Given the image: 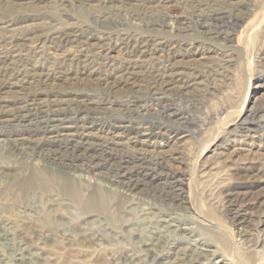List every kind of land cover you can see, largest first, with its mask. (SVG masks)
Instances as JSON below:
<instances>
[{"label":"rangeland","instance_id":"374dc122","mask_svg":"<svg viewBox=\"0 0 264 264\" xmlns=\"http://www.w3.org/2000/svg\"><path fill=\"white\" fill-rule=\"evenodd\" d=\"M182 1L0 0V264H162L196 245L205 264H264V0H203L230 11L219 25ZM171 27L179 74L154 96ZM34 102L50 138L18 126ZM144 215L180 227L148 248Z\"/></svg>","mask_w":264,"mask_h":264},{"label":"bare ground","instance_id":"6f19581e","mask_svg":"<svg viewBox=\"0 0 264 264\" xmlns=\"http://www.w3.org/2000/svg\"><path fill=\"white\" fill-rule=\"evenodd\" d=\"M164 1V0H163ZM183 5H185L186 8H192L195 12L194 14L197 15V18L199 19L198 20V24L199 25H203L205 24L207 21H212L214 23H216L217 25H219L221 22L224 23V20L226 21V18L230 15V11H226L224 8H215V7H209V9H203L202 5L205 3V1L203 0H183L182 1ZM152 15V14H151ZM105 20V19H104ZM152 21V20H151ZM205 21V22H204ZM201 27V26H200ZM121 31V29H120ZM182 30H180V28H173L171 27L170 30H167L166 33H168V36L167 37H162V38H159V41H157V43H155V46L154 50H156L157 48L156 47H162L161 49H163L162 51L163 52H167L166 54L168 55L167 58H164V60L162 62H157V63H160V64H163V68L162 70H158L155 71L153 73V79H154V82L152 83L154 86V96L158 94H160V92H162V94L164 95L166 93V91H168L167 89V85L171 82V80L169 79H173L175 78L176 76H178L179 73H176V74H167V70L169 67L173 68V63L171 62L172 61V57H170V52H171V48H176V47H181L182 46V43L185 42L186 40V36H184L181 32ZM184 31V30H183ZM186 31V30H185ZM155 37V36H154ZM51 38V37H50ZM60 41V40H59ZM204 41V40H203ZM63 42V41H62ZM155 42V40H154ZM194 42V41H193ZM227 42V41H226ZM248 42V41H247ZM149 43V42H148ZM148 45V44H147ZM167 46V48L169 50L165 51V47ZM226 47V46H225ZM145 49L148 48V47H144ZM148 51V50H147ZM146 51V52H147ZM81 52V51H80ZM145 53V52H143ZM142 53V54H143ZM123 58V57H122ZM86 62H85V65H87L88 67L92 65V62H90L88 60V58H86ZM24 64V63H23ZM104 64V63H103ZM0 65H1V62H0ZM102 65V64H101ZM153 65H156V62H153ZM104 66V65H103ZM156 68H153V70H155ZM39 70V71H42L40 69H34L33 70V74H35V72ZM45 70V69H44ZM125 70V69H124ZM139 70V69H138ZM30 71V70H29ZM42 75V74H41ZM2 76V73H0V78ZM46 77H49V75L46 74ZM77 77V76H76ZM132 79H135L136 80V77L132 78ZM211 79V78H210ZM131 84V83H130ZM135 84V83H134ZM35 85V84H34ZM158 86L160 88H158ZM103 87V86H102ZM92 90V89H91ZM95 90V89H94ZM171 92V91H170ZM166 95V94H165ZM113 96V95H112ZM160 99L156 98V101H159ZM37 101V100H36ZM161 101V100H160ZM88 104V103H87ZM86 104V105H87ZM91 104H89L88 106H90ZM88 106L86 107V110H83L82 112L83 113H86V111L88 110ZM94 106V105H93ZM164 109H165V113L167 115L168 118H170L172 116V114H168V107L167 106H162ZM96 108V107H94ZM20 109H24V108H20ZM25 112L27 113L26 115L24 114H19V113H15L14 116L16 118V120L19 122L18 123V126H22L23 124V120L28 118V116H33L35 117L36 119V124L40 126V131H44L43 134H44V137L47 138L48 136V132L50 134V131L47 130L46 127H44V125H49L51 122H54L53 118H52V114H54L53 111H49V110H46L44 111L43 110V105L41 103H32L31 107L29 108H25ZM91 110V108H90ZM97 110V109H96ZM96 110H93L96 111ZM98 112V110L96 111ZM3 113H0V123H3L4 121L2 120V115ZM87 114V113H86ZM96 115V114H95ZM247 117H241L240 121L237 122V125L239 123V125H243L246 121ZM83 118L82 117H78L74 120V122H78V121H82ZM63 122H65V120H63ZM17 123V122H16ZM42 126H41V125ZM261 124V123H260ZM128 127H114L112 128L113 133H114V138H116L117 136H119V132L118 131H123V130H126ZM88 130V129H87ZM89 130H92V129H89ZM109 132V131H108ZM111 132V131H110ZM93 131H88L87 134H84L82 138V140H79V146L76 148V150L78 152H81V151H84L85 153L82 154V155H85L86 153L88 154L90 152V144L92 143V140H86L90 137H92V134ZM66 136H71V135H67ZM49 137V136H48ZM86 137V138H85ZM50 138V137H49ZM70 139V138H69ZM48 141H51V142H54V143H59L60 141L58 140H48ZM61 141H66L67 143L72 144L73 141L72 140H61ZM0 144H1V141H0ZM110 144V143H109ZM118 145V143H116ZM7 145V144H6ZM60 145V144H59ZM73 145V144H72ZM112 145V144H111ZM12 147V146H11ZM100 147V146H99ZM106 148V147H105ZM143 148V147H142ZM111 149V148H110ZM63 151V150H61ZM138 151V150H137ZM148 151V150H146ZM76 152V151H75ZM117 152V151H116ZM135 153V152H134ZM98 155V154H96ZM142 156V155H141ZM138 159H144L143 157H137ZM170 158L169 155H164L160 158L159 160V164L160 165H164V162ZM99 159V158H98ZM141 161V160H140ZM133 162V161H132ZM139 162V161H138ZM95 163V162H94ZM157 163V164H158ZM105 166V165H104ZM128 167V166H127ZM148 167V166H147ZM152 167V166H151ZM127 169V168H126ZM38 176V175H36ZM35 176V177H36ZM41 177V176H39ZM44 177V176H43ZM46 178V177H45ZM52 180H54L52 178ZM5 181V180H4ZM3 182V181H2ZM6 184V183H5ZM1 187V186H0ZM5 188V187H4ZM11 188V186H10ZM1 189V188H0ZM6 190V189H5ZM4 190V191H5ZM12 190V189H11ZM16 190V189H15ZM1 192V191H0ZM10 192V191H9ZM16 192V191H15ZM18 192V191H17ZM225 194V193H224ZM71 195H73V198L77 200L78 204L81 205V206H85L86 207V200L84 198L81 197V194L79 193H72ZM212 195V194H211ZM5 197V196H4ZM89 201V200H88ZM226 201V200H225ZM239 201V200H237ZM96 202V201H95ZM234 202V201H233ZM232 202V203H233ZM55 203V202H54ZM54 203L52 205H54ZM89 203V202H88ZM231 203V204H232ZM237 203H240V202H237ZM234 204V203H233ZM93 205V204H92ZM240 205V204H239ZM241 206V205H240ZM90 207V206H89ZM93 207V206H92ZM143 215V214H142ZM143 218V216H142ZM143 220L145 221H148V226H154L157 227V229H154L155 232H151V237H150V243L147 245L148 248H151L153 247L155 244L152 243V241L154 242H157V241H160L161 238H165V233L169 232V231H176L175 228H179L180 226L177 225L175 223V221H172L171 219H168V218H155V219H151L149 217H146V215H144V218ZM181 230H184L186 231L187 235L188 236H193V233L191 231L190 228H184V229H181ZM6 231V230H5ZM149 239V238H148ZM97 239V236H96V239L94 238L93 242H95ZM193 242V241H192ZM197 242V241H196ZM227 242V241H226ZM229 242V241H228ZM158 243V242H157ZM195 244V243H194ZM226 245L228 246V244L226 243ZM175 247V246H174ZM155 248V247H154ZM176 248H178L176 246ZM166 249V250H165ZM169 248H164L163 249V252L160 253V255L158 256V261H161L162 264H205L203 263L204 259L207 258L208 256H213L216 251L213 250L212 248L208 247V246H204V245H200V246H195L194 247V250H186V251H183L182 254H173L172 257L174 258V261H170L169 263H166V258L168 257L166 254H169L168 252H166ZM19 251H21V249H19ZM192 251V252H190ZM12 252V251H11ZM158 252V251H157ZM194 252V253H193ZM181 253V252H180ZM159 254V253H158ZM171 260V259H170Z\"/></svg>","mask_w":264,"mask_h":264}]
</instances>
